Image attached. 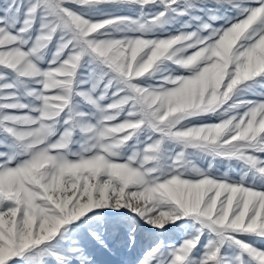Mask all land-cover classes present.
Returning a JSON list of instances; mask_svg holds the SVG:
<instances>
[{
	"label": "snow or ice",
	"instance_id": "1",
	"mask_svg": "<svg viewBox=\"0 0 264 264\" xmlns=\"http://www.w3.org/2000/svg\"><path fill=\"white\" fill-rule=\"evenodd\" d=\"M0 264H264V0H0Z\"/></svg>",
	"mask_w": 264,
	"mask_h": 264
}]
</instances>
